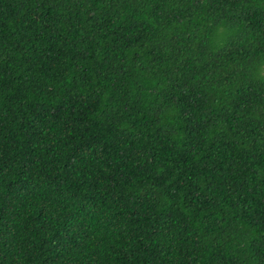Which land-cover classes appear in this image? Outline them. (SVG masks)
Returning a JSON list of instances; mask_svg holds the SVG:
<instances>
[{"label": "trees", "instance_id": "1", "mask_svg": "<svg viewBox=\"0 0 264 264\" xmlns=\"http://www.w3.org/2000/svg\"><path fill=\"white\" fill-rule=\"evenodd\" d=\"M0 264H264V0H0Z\"/></svg>", "mask_w": 264, "mask_h": 264}]
</instances>
